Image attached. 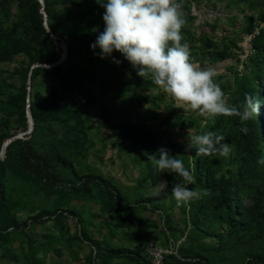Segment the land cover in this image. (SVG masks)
<instances>
[{"label":"rangeland","instance_id":"obj_1","mask_svg":"<svg viewBox=\"0 0 264 264\" xmlns=\"http://www.w3.org/2000/svg\"><path fill=\"white\" fill-rule=\"evenodd\" d=\"M77 5L61 9L57 21L70 20L81 26V35L96 38L104 27L103 8L96 0H79ZM182 13L185 24L181 43L188 44L191 62L197 68L212 70L224 99L239 107L256 86L255 78L264 72V0H182ZM18 14L17 0H0V34L4 30L20 33ZM255 29L258 35L246 42ZM209 42L212 47H208ZM57 45L63 53L67 49L63 41ZM221 50L227 52V59L215 58V52ZM98 52L99 49L92 50L90 46L84 48L82 55L71 62L70 71L74 70L71 74L80 77L79 81L97 97L100 105L111 110L115 121L147 125L158 137L155 145L146 149L107 130L99 117L100 105L80 108L87 142L74 168L79 177L95 175L112 183L130 207L106 212L97 189L94 195L98 197L92 199L65 188L48 189L31 178L8 173L5 184L12 197L11 211L26 227L0 242V264H31L30 249L41 264H143L141 255L149 239L165 247H177L178 258L171 256L170 264H245L249 253L264 249V235L261 239L245 232L230 235L218 219L219 205L214 195L198 182L202 165L211 164L218 174L224 173L238 157L229 137L236 116L201 115L165 94L150 78L138 77L118 52L112 55L121 61L119 65L110 57L100 59ZM22 60L23 57L17 56L0 61L2 135L23 137L32 132L28 131V121L23 129V123L10 116L6 106L7 91L20 85L12 72ZM78 70L82 73L78 74ZM34 77L30 98L41 90V83H53L60 93H65L52 76L38 71ZM204 131L222 134L224 142L232 148L230 154L205 156L197 155L195 148L186 150L189 137ZM161 147L194 170L195 183L189 187L199 195L192 201L177 203L171 195L174 174L157 169L147 160L145 153L158 157L157 149ZM61 175L66 181H76L67 172ZM42 211H58L63 219L56 221L55 215L37 218ZM69 212L77 213L79 218ZM82 232L98 243L101 253L83 239ZM106 250H129L139 256L108 259Z\"/></svg>","mask_w":264,"mask_h":264},{"label":"trees","instance_id":"obj_2","mask_svg":"<svg viewBox=\"0 0 264 264\" xmlns=\"http://www.w3.org/2000/svg\"><path fill=\"white\" fill-rule=\"evenodd\" d=\"M42 1L43 5L38 0H17L21 31L17 34L4 30L0 34V61L23 57L19 67L12 72L20 85L12 86L6 94L8 114L17 117L23 123V129H26L28 107L33 120L32 132L12 140L6 147L5 157L0 158V242L26 227V223L20 222L12 214V197L5 184L8 173L15 177L31 178L48 189L65 188L92 199H97L98 195H94L97 189L106 212H118L130 207L112 183L95 175L79 177L74 168V162L81 157L87 142L86 124L80 108L96 107L100 103L79 81L80 77L71 74L74 70L70 71V68L72 60L82 55L84 48L90 46L95 37L81 35V26L70 20L57 21L61 9L77 7L79 0ZM43 12L50 32L44 26ZM60 41L67 48V57L56 64L63 53L57 45ZM212 46L209 42L208 47ZM215 58L225 60L227 52L217 51ZM43 65L49 67L44 68ZM38 71L56 79L64 87L65 93H60L53 83H41V90H36L30 98L29 89ZM79 73L82 71L78 70ZM255 79L256 88L252 89L250 95L264 105V72ZM99 117L104 127L118 138L140 144L146 149H151L157 141L158 136L153 129L147 125L120 124L113 119L111 110L103 105H100ZM243 126L248 129L246 134L240 131L242 125L236 117L229 133L238 156L233 162L235 164L218 174L211 164L199 167L197 163L198 182L214 195L219 205L218 219L230 235L245 232L261 239L264 235V164L257 161L264 158V106L259 107L258 115ZM14 136L0 134V151L4 142ZM64 172L74 176L76 181L64 180L61 175ZM57 212L42 211L37 218L55 215L56 221H61L63 215ZM69 213L79 218L77 213ZM82 237L96 247L97 253H101L97 242L85 232H82ZM104 254L108 259L139 256L129 250H106ZM29 260L31 264H41L31 249ZM143 264L147 263L143 260ZM245 264H264V249L249 253Z\"/></svg>","mask_w":264,"mask_h":264},{"label":"clouds","instance_id":"obj_3","mask_svg":"<svg viewBox=\"0 0 264 264\" xmlns=\"http://www.w3.org/2000/svg\"><path fill=\"white\" fill-rule=\"evenodd\" d=\"M103 8V30L98 32L90 49H99L100 59L114 57L118 52L141 78L151 82L165 94L187 104L201 115L236 116L242 127L246 121L258 115L260 101L246 94L240 107L230 105L224 99L220 86L214 82L215 73L210 69L197 68L190 60L188 44L181 43V29L185 24L182 0H96ZM93 31H98L93 29ZM130 75V74H126ZM225 137L214 131H204L189 137L186 150L195 148L197 155L227 157L231 146ZM158 157L147 154V160L159 170L174 174L171 195L177 203L189 202L199 194L189 185L195 183L194 170L170 150L157 149ZM258 163L264 164V158Z\"/></svg>","mask_w":264,"mask_h":264},{"label":"built area","instance_id":"obj_4","mask_svg":"<svg viewBox=\"0 0 264 264\" xmlns=\"http://www.w3.org/2000/svg\"><path fill=\"white\" fill-rule=\"evenodd\" d=\"M258 33V30L255 29L246 38V42H250ZM170 256L177 257V247L175 248L171 245L162 246L159 242L154 241V239H149L146 242L142 252V258L147 264H169Z\"/></svg>","mask_w":264,"mask_h":264},{"label":"water","instance_id":"obj_5","mask_svg":"<svg viewBox=\"0 0 264 264\" xmlns=\"http://www.w3.org/2000/svg\"><path fill=\"white\" fill-rule=\"evenodd\" d=\"M40 2L41 5H43V1L42 0H38ZM44 18H46V15H44ZM44 26L45 28L47 29L48 32H50V30L48 29L47 27V23H46V19L44 20ZM67 57V49L64 50V53L62 54L61 56V59L59 60V62H57L56 64H59L61 63L65 58ZM55 64V65H56ZM44 68H47L49 66L47 65H43ZM26 116H27V120H28V131H32L33 129V120H32V117H31V114H30V111L27 107V111H26ZM18 138H21L20 136L19 137H13L7 141L4 142L3 146H2V149L0 151V158H3L5 157V153H6V147L7 145L14 139H18Z\"/></svg>","mask_w":264,"mask_h":264}]
</instances>
